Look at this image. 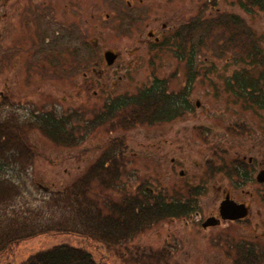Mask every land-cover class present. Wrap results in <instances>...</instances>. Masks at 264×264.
I'll list each match as a JSON object with an SVG mask.
<instances>
[{
    "label": "rangeland",
    "instance_id": "1",
    "mask_svg": "<svg viewBox=\"0 0 264 264\" xmlns=\"http://www.w3.org/2000/svg\"><path fill=\"white\" fill-rule=\"evenodd\" d=\"M126 1H130L133 7L130 11L126 10V21L123 22L117 21L115 16H110L107 21L104 20L105 14L109 13V8L101 0H93L89 3L91 4L90 9L88 7L82 10L85 14L84 18L89 19V15L95 16L90 26L91 29L83 32L84 36H88V40H91L87 44L88 47L79 43L78 50L74 49L75 53L72 55L70 51H63L67 55H63V60L65 56L66 60L61 65L46 58L43 70L39 68L35 72L43 81L36 80L37 76H29L34 71L30 69L31 65H25L22 61L15 66L12 76L5 59L0 63V91H4V87L8 84L14 85V99L19 105L17 108L20 109L15 114L16 117L24 114L21 100L27 97L31 100L36 99L38 94L36 90L40 86L45 101L41 111L53 110L58 116H69L74 113V110H71L72 107H77L81 110L77 111L79 114L74 113V117L79 115L85 123L72 122L74 126L71 125V129L74 128L76 136L80 133L84 138L79 146L73 149L56 146L34 128L28 130V138L37 149L39 157L25 175L21 174L23 175L21 183L26 190L24 198L34 204H41L42 200L48 199L46 194L36 191L33 186L34 180L48 186L54 184L55 189L71 184L91 168L103 152L109 154L110 149L116 147L113 143V139L116 138H124L130 146L135 147L132 150L136 152L135 159L132 155L133 151L128 152L129 157H127L128 175L135 172L136 178L128 179L126 176L125 185L133 187L139 185L144 179L150 181V187H155L158 180L165 187L170 186L174 181L177 183L186 181V179H178L176 174L169 177L171 172L169 162L174 154L170 151L171 146L165 144L164 140L172 136L173 128L171 129L166 124H156L155 126L142 125L124 131L118 129L122 128L121 122H117L116 125L108 121L102 124L96 122L101 121L99 116L104 109L100 98L92 99V92L96 91L97 87H92L93 90L89 91L87 84L83 82L82 73L87 69V71L94 69L92 74L94 81L100 80L101 83H108L107 88L109 83L114 84L115 88L110 91L111 94H124V100L149 88L154 80L164 81L166 92L175 97L189 89L184 99L193 111L188 117L190 123L207 120L208 118L204 115L206 110L215 111L224 104H233L231 98L226 95L225 80L233 77L234 73L241 70L244 65L237 63V59L231 57L229 53L213 55L209 50L211 47L206 46L208 50H204L201 54L200 49L194 57L193 69L189 68L188 54L192 47L194 51L197 50V42L201 38L198 29L192 36L190 47L186 40L183 42L170 40L169 42H172L170 45L174 47L147 49L137 42L141 27L139 23L133 22L132 18L138 10H150L153 15H162L161 21L169 29L177 25L176 31L182 27L185 28L188 19L201 17L200 3L197 0H143L141 6H138L139 0ZM218 9L221 13L234 14L245 21L247 27L258 38L264 55V13L248 15L238 8L236 0H219ZM208 15L212 16L213 11H206L205 19ZM96 19L100 20L99 24L96 23ZM174 32L169 35L173 36ZM78 36L81 35L77 34ZM82 39L77 38L78 41ZM49 51L46 52L47 57L55 56L54 54L51 56ZM106 51L118 53V59L112 66H108L104 60ZM183 51L186 56L183 61H180L177 55ZM190 69L195 74L191 84L188 80ZM25 72H28V77ZM83 87H86L89 92L88 100H85L87 97L85 95L79 96L82 92L88 93L85 92L86 90L83 91ZM196 103L199 104V108L196 107ZM84 130L88 132L86 133L88 135L83 134ZM178 138L184 139L181 150L188 156V161L182 168L190 177H193L199 172L195 164L201 163V128H183L179 131ZM152 144L156 145L152 146ZM199 194L196 216L171 222H160L136 236L131 242L115 248L117 251L74 236H39L21 243L14 250V253L16 252L14 258L4 259V264L10 261L13 264H19L32 254L67 244L82 246L102 264H139L137 262L147 264L146 262L155 261L149 259L152 255L156 257L161 253L167 255L168 264H233V247L243 240H236L230 224H222L207 230L201 228V222L214 213L216 204L214 193L201 195L199 192ZM107 195L115 200L119 198L116 195ZM251 231L252 228L249 227L244 232ZM253 232L254 234L250 237L258 236L263 241L246 242H254L264 247V235H260V230L257 233H255L256 230ZM230 245L232 248L229 247ZM0 262L3 264V259H0Z\"/></svg>",
    "mask_w": 264,
    "mask_h": 264
},
{
    "label": "trees",
    "instance_id": "2",
    "mask_svg": "<svg viewBox=\"0 0 264 264\" xmlns=\"http://www.w3.org/2000/svg\"><path fill=\"white\" fill-rule=\"evenodd\" d=\"M197 1L201 17L188 19L185 28L176 30L166 39V47H174L169 44L170 40H186L190 47L192 36L198 29L201 38L197 42V50L192 47L188 54L189 68L193 69L194 57L200 49L201 54L208 50L206 46L211 47L209 50L213 55L229 53L244 67L225 80L226 95L240 106L264 110V55L255 33L237 15L221 13L219 0ZM236 3L248 15L264 13V0H236ZM211 10L213 15L205 19V12ZM177 56L183 61L186 53L183 51ZM191 69L190 84L195 77ZM185 97L167 93L165 82L154 80L149 88L120 104L115 103L111 110L122 121V128L118 129L128 131L142 125L164 124L181 109H190ZM74 115L58 116L50 111L34 125H26L24 120L15 121L12 126L0 122V259H3V264L4 259L14 258V250L21 243L39 236H74L115 250L160 222L186 219L197 210L199 192L164 187L149 193L143 190V185L140 191L130 192L127 185L123 187L120 184L121 177H134L133 174L128 175V159L112 155L110 151L109 154L103 152L91 168L61 189H55L54 184L48 186L34 180L36 191L46 194L48 199L42 200L41 204L26 200L21 176L39 157L28 138V130L34 128L56 146L73 149L84 138L80 133L76 136L74 128L71 129V125L74 126L72 122L85 124L79 115L77 118ZM106 115H109L108 111L102 112L99 116L101 121L96 122H107ZM86 133L84 130L83 134L88 135ZM107 194L119 198L115 200ZM233 251V264H264L262 245L241 241L234 245ZM166 258L163 253L156 257L152 255L149 259L155 261L146 263L168 264ZM8 264L13 263L10 261ZM19 264L102 263L82 246L67 244L32 254Z\"/></svg>",
    "mask_w": 264,
    "mask_h": 264
},
{
    "label": "flooded vegetation",
    "instance_id": "3",
    "mask_svg": "<svg viewBox=\"0 0 264 264\" xmlns=\"http://www.w3.org/2000/svg\"><path fill=\"white\" fill-rule=\"evenodd\" d=\"M92 1L0 0V63L5 59L12 73L15 66L22 61L25 65H31L30 69L34 71L29 76H37L36 80L41 81L42 78L40 79V75H36L35 72L39 68L43 70L47 59L61 65L66 60V56L63 60V55H67L63 51H70L72 55L75 53L73 51L78 50L79 43L88 47L87 44L91 40H88V36H84L83 32L91 29L90 26L95 16L89 15V19L84 18L85 14L82 10L88 7L90 9L91 4L89 3ZM101 1L109 8V13L105 14L104 20L106 21L110 16H115L119 22L126 21V10L130 11L133 7V4L126 0ZM143 2L139 0L138 6H141ZM160 17L162 15H153L150 10H138V13L133 16V22L139 23L141 27L137 42L143 48L165 47L168 44L166 39L170 37L169 33H173L177 28L176 25L169 29ZM96 20L99 24L100 20ZM77 34L81 36L77 37ZM144 34L145 37H143ZM75 37L83 39L78 41ZM48 51L51 56L52 54L55 56L47 57L46 52ZM113 53L117 55V60L118 53ZM87 70L81 72L83 82L87 84L89 91L93 90L92 87H97L96 91L92 92V99H101L103 111H108L109 114L106 115L107 121L116 125L120 120L117 119L115 111L111 109L115 103L120 104L124 101V94H111L110 91L115 88V85L109 83L107 88L108 83L93 80L94 69ZM25 75L28 77V72H25ZM4 88V91H0V122H6L12 126L15 121L24 120L26 125H34L50 112L41 111L45 101L44 94L41 93L42 89L38 86L37 98L22 99L24 114L16 117L15 114L20 109L17 108L18 103H15L14 85L8 84ZM88 90L83 87V91L88 92ZM187 90L189 89L179 96L187 95L189 93ZM82 95L87 96L85 100H88L89 92H82L79 96ZM230 100L233 104H224L215 111L206 110L204 115L208 118L207 120L190 123L188 117L191 116L192 109H181V112L164 123L171 129L173 128L172 136L164 140L165 144L171 146L170 151L174 154L169 162L171 166L169 177L176 174L178 179H186L183 183L174 181L167 187L175 191L201 192V195L215 194L214 213L201 222V228L208 219H214L216 225L204 230L230 224L236 240L263 241L258 236L250 237V235L254 234V230H256L255 233L260 230V235H264V110L257 107L246 108L236 105L235 99ZM71 110L77 113L81 109L72 107ZM187 127L201 128V163L195 164L199 172L193 177H190L182 168L188 161V156L181 150L184 139L178 138L179 131ZM113 142L116 147L110 149V153L112 152V155H117L119 158L127 159L128 152L135 149L124 138L113 139ZM155 145L152 144V146ZM138 147L142 148L140 145ZM132 155L135 159L136 152L133 151ZM133 175L134 177L130 179L136 178V173ZM124 178H120V184L123 187ZM142 185L143 190L149 193L165 187L159 180L155 187H150V181L144 179L139 185L128 186V190L130 192L140 191ZM227 201L233 206L230 213L232 219L224 218L227 215L224 203ZM249 227L252 231L244 232Z\"/></svg>",
    "mask_w": 264,
    "mask_h": 264
},
{
    "label": "water",
    "instance_id": "4",
    "mask_svg": "<svg viewBox=\"0 0 264 264\" xmlns=\"http://www.w3.org/2000/svg\"><path fill=\"white\" fill-rule=\"evenodd\" d=\"M104 59L107 63V65H112L113 62L115 61L116 59V55L113 54L112 52H106L104 54ZM199 104L197 103L196 106H198ZM232 204L230 202H225L224 203V210L225 212L227 213V215L224 217L225 219H232V216H230V213L232 212ZM243 216V215H242ZM216 225V221L214 219H208L203 225L202 227L203 228H206V227H211V226H215Z\"/></svg>",
    "mask_w": 264,
    "mask_h": 264
}]
</instances>
